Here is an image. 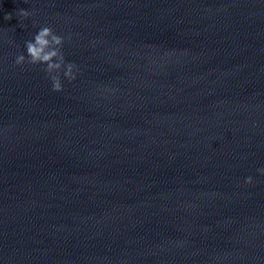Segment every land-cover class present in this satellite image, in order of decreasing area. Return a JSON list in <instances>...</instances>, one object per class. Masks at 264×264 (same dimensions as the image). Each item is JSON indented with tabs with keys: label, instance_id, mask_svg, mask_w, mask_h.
<instances>
[{
	"label": "water",
	"instance_id": "95a60500",
	"mask_svg": "<svg viewBox=\"0 0 264 264\" xmlns=\"http://www.w3.org/2000/svg\"><path fill=\"white\" fill-rule=\"evenodd\" d=\"M0 264H264V217L139 226L0 221Z\"/></svg>",
	"mask_w": 264,
	"mask_h": 264
},
{
	"label": "clouds",
	"instance_id": "9594fccd",
	"mask_svg": "<svg viewBox=\"0 0 264 264\" xmlns=\"http://www.w3.org/2000/svg\"><path fill=\"white\" fill-rule=\"evenodd\" d=\"M31 15L27 10L21 9L19 16L27 19ZM6 19H11L7 16ZM64 45V38L54 32L51 27L44 26L34 35L33 39L27 41L25 44L27 53V63L37 65H46L44 69L52 81L53 91L60 92L63 90L60 76L58 73L63 68L64 76L69 80L76 79L77 66L74 63L66 62L62 51ZM26 62L24 54L18 55L15 63L22 65ZM261 174H264V168L258 169ZM245 182L247 184L253 183L251 176L247 177Z\"/></svg>",
	"mask_w": 264,
	"mask_h": 264
}]
</instances>
